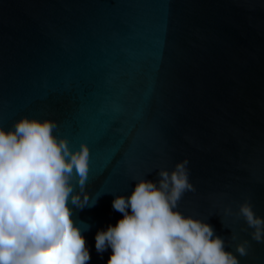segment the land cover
Here are the masks:
<instances>
[{
  "label": "water",
  "instance_id": "1",
  "mask_svg": "<svg viewBox=\"0 0 264 264\" xmlns=\"http://www.w3.org/2000/svg\"><path fill=\"white\" fill-rule=\"evenodd\" d=\"M22 116L89 148L91 206L68 205L87 264L109 259L95 234L122 218L113 199L185 159L195 191L178 210L264 264L223 211L247 199L264 219V0H0V127Z\"/></svg>",
  "mask_w": 264,
  "mask_h": 264
},
{
  "label": "clouds",
  "instance_id": "2",
  "mask_svg": "<svg viewBox=\"0 0 264 264\" xmlns=\"http://www.w3.org/2000/svg\"><path fill=\"white\" fill-rule=\"evenodd\" d=\"M57 130L55 121L23 116L8 130L0 127V264L90 260L68 206H91L85 191L90 151L84 142L71 148L66 138L54 135ZM187 165L185 159L171 171L162 168L156 182L141 178L127 198L113 199L122 218L95 234L98 254L111 248L106 264H240L210 225L178 210L184 193L195 191ZM223 211L243 218L252 240L264 243V219L247 199L237 212L227 206ZM248 249V240L235 245L241 257Z\"/></svg>",
  "mask_w": 264,
  "mask_h": 264
}]
</instances>
